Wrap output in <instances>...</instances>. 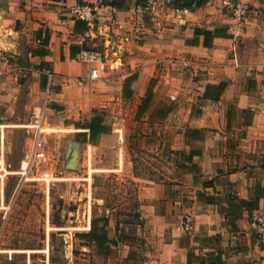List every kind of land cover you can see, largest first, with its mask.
Instances as JSON below:
<instances>
[{"label":"crops","instance_id":"obj_1","mask_svg":"<svg viewBox=\"0 0 264 264\" xmlns=\"http://www.w3.org/2000/svg\"><path fill=\"white\" fill-rule=\"evenodd\" d=\"M237 1L176 10L170 0H0V53L37 77L45 118L70 106L91 112L75 124L78 145L101 149L119 141V130L124 142L117 121L128 116L148 126L178 120L158 132L148 127L163 136L152 151L177 157L173 173L168 166L136 174L131 162L136 221L113 228L100 215L117 244L102 254L78 238L97 257L123 246L113 264H264V243L251 231L264 214V0H241L249 6L241 24L231 11ZM80 4L96 9L91 38L71 13ZM198 29L212 32L207 44ZM86 50L102 53L104 63L73 61ZM92 69L98 78L90 79ZM96 114L105 129L94 145L87 127ZM119 157L122 167V149ZM187 218L192 235L180 228Z\"/></svg>","mask_w":264,"mask_h":264},{"label":"rangeland","instance_id":"obj_2","mask_svg":"<svg viewBox=\"0 0 264 264\" xmlns=\"http://www.w3.org/2000/svg\"><path fill=\"white\" fill-rule=\"evenodd\" d=\"M3 55L6 58L0 56V153L3 149L10 175L6 179L4 200L0 198V264L117 262L118 255L128 248L120 246L109 258L103 259L75 235L88 231L95 216L109 215L113 228L117 221L124 227L127 222L136 221L133 207L138 186L132 178L131 162L135 164L136 174L147 175L156 169L168 173V166L173 173L172 165L177 157L169 149L158 155L152 151L163 143V136H150L148 127H157L158 132L165 127H178V120L148 126L128 116L117 121L124 129V142L114 139L101 149L88 151L84 143L77 144L74 130L75 124L86 122L91 112L77 114L73 106L63 113L48 111L46 120L55 129L44 145L49 161L34 168L29 175L35 178L43 171L52 173L57 180L51 182L48 191L45 183L26 181L19 174L29 144L25 125L44 95L31 71L22 69L13 56ZM166 140L172 144L174 137L171 134ZM121 149L123 166L119 167ZM74 151L78 152L76 163L71 162ZM89 152L93 155L94 170L91 188L84 180L89 172ZM138 250L139 247L134 251Z\"/></svg>","mask_w":264,"mask_h":264},{"label":"built area","instance_id":"obj_3","mask_svg":"<svg viewBox=\"0 0 264 264\" xmlns=\"http://www.w3.org/2000/svg\"><path fill=\"white\" fill-rule=\"evenodd\" d=\"M231 11L235 20H237V22L241 24L247 17V14L249 12V6L247 3L238 0L232 5ZM71 13L76 20L86 23L88 31L85 35V38H91L92 32L94 31L96 26V19H97L96 9L92 5L80 4L74 7L71 10ZM0 56L6 58V55H3L1 53ZM73 61L82 64L102 65L104 63V56L99 51L86 50L81 52L79 55H77L73 59ZM48 74L50 77L53 76V74L50 72ZM96 78H98V70L92 69L90 71V79H96ZM45 109H46V105L35 107L32 112L30 122L27 125H25V128L27 129V132L29 134V138H28L29 144L27 146L25 159L21 163V170L19 171V174L22 177H25L26 181L34 180L45 183L47 185V190L49 191L51 182L57 180L56 178L53 177L52 173L48 171L46 172L43 171L40 177L32 178L29 176L34 168L41 167V165H45L49 161V157L47 156V153L44 150V145L47 143V136H49V134L54 133L55 130L50 128V125L48 124L45 118L44 115ZM119 140L120 142H123V135L121 130H119ZM87 166L89 169L88 177L85 178L84 180L88 182L91 188L92 185L91 171L93 172L94 170L92 169V160H91V156L89 155H88ZM9 175L10 172L8 171L5 160V154L2 149L0 153V198L2 201L4 200V196H5L6 179ZM180 228L184 233L188 235L193 234L194 227L192 221L188 218L184 220ZM251 231L256 234V236L262 243H264V214H260L253 218L251 223Z\"/></svg>","mask_w":264,"mask_h":264},{"label":"trees","instance_id":"obj_4","mask_svg":"<svg viewBox=\"0 0 264 264\" xmlns=\"http://www.w3.org/2000/svg\"><path fill=\"white\" fill-rule=\"evenodd\" d=\"M209 0H170V5L176 10H195L196 8L203 7L208 3ZM112 5L118 9H123V5L118 3L117 1L112 2ZM85 25V22L79 21ZM196 33L203 34L207 38L212 36L211 31H203L196 30ZM224 86H221L217 92V96L215 99H219L220 94ZM207 95V94H206ZM151 101V92H148L147 97L144 100L142 105L143 111L148 108ZM104 118L100 114H96L88 124V129L90 130V143L96 145L99 136L104 131L105 126L103 125ZM108 225L109 218L107 216H95L92 219V226L89 232L84 233H76L75 237L80 240L86 241L89 245H95L98 249L99 253L108 254L109 250H111L112 245H116L117 241L111 239L108 235Z\"/></svg>","mask_w":264,"mask_h":264},{"label":"water","instance_id":"obj_5","mask_svg":"<svg viewBox=\"0 0 264 264\" xmlns=\"http://www.w3.org/2000/svg\"><path fill=\"white\" fill-rule=\"evenodd\" d=\"M77 159H78V152L77 151H74L73 156H72V159H71V162L72 163H76L77 162Z\"/></svg>","mask_w":264,"mask_h":264}]
</instances>
